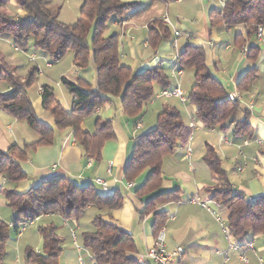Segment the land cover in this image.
Wrapping results in <instances>:
<instances>
[{
  "label": "crops",
  "instance_id": "crops-1",
  "mask_svg": "<svg viewBox=\"0 0 264 264\" xmlns=\"http://www.w3.org/2000/svg\"><path fill=\"white\" fill-rule=\"evenodd\" d=\"M224 1L124 0L134 3L133 8L121 19L112 18L106 33L107 36H117L122 65L129 67L133 73L157 67L163 68L170 79V88L178 83L186 100L190 92L185 93L183 83L185 79L188 81L191 78L188 88L192 91L193 71L188 73L189 70H181V75L175 77L176 57L186 45L203 47L206 53V67L211 75L226 89L228 96L239 95L241 108L249 114L248 124L252 137H236L233 134L232 121L213 129L203 127L195 121L196 107L187 103L181 104L176 98L155 100L160 101V104L154 102L144 116L141 114L139 118L134 119L127 118L123 114L120 99H115L112 104L96 109L82 123V129L92 133L96 119L112 121L114 137L103 144L100 159L95 161L85 157L73 139L70 129L55 132L52 144L38 146L28 151L27 160L21 164L26 175L24 180L17 184H9L3 178L0 179V198L4 205V207L0 206V220L11 224L13 218V213L6 204L5 191L22 194L41 182L53 178H66L79 186L94 184L96 179H101L106 183L107 189L104 191L94 184L100 193L106 195L120 191L123 194L121 209L98 211L89 207L78 220H63L54 214L35 220L41 222V226L53 223L57 227V234L62 241L60 258L66 264H80L79 259L84 264H95L91 254L82 247V226H87L100 214L105 221L115 224L131 235L135 245V252L131 256L134 257L153 247L156 239L153 213L142 215L147 201L158 193L176 191L179 202L161 203L155 209V212L165 213L168 217L164 226L166 248L172 250L180 247L184 250L183 256L175 264H264V233L254 235L249 231L243 236L233 237L228 233V215L222 206L209 204L208 211L186 203L192 197L209 201L211 192L219 184L203 161L207 146L211 147L220 159L227 181L234 191L242 193L247 199L264 196V25L260 26V39L257 38L256 33L249 35L244 24L211 28L209 16L212 12L220 11ZM10 5L18 7L13 0L7 7ZM133 12L139 14L132 15ZM10 14L19 18L24 17V12L20 8L18 13ZM165 16L170 22V26H166L170 30L171 38L161 42L156 50H152L147 44L149 23L155 19L163 21ZM175 31L179 36L174 46ZM4 41L11 43L9 39ZM242 47L253 48L252 59L242 53ZM12 48L14 51H19L13 45ZM41 56L45 57L43 54ZM27 57L29 62H31L30 57H34L35 61L38 60L35 54ZM35 61L31 63H35L38 74L34 85L28 91V97L36 120L45 127L54 128L52 116L42 108L41 88L44 85L53 87L56 80L51 76L44 80V73L40 71ZM72 61L66 72L72 71L73 77L66 78L75 81L80 77L90 82L85 77L89 74L90 83L95 85L96 71L93 63L91 62L85 72L80 73L75 69ZM7 64L14 68L16 75H18L17 71L21 70L22 76L18 75L21 79H24L31 69H22L23 66L20 67L13 62ZM42 64L48 70L53 69V63L48 62L47 59H43L40 65ZM250 71H255L256 80L246 92L240 93L236 88L237 83ZM63 75L60 74V77H64ZM9 91L10 88L3 75L0 79V93ZM58 95L61 99L55 93L61 108L65 112H70L69 93L64 94L59 90ZM166 106L176 107L188 127L190 120L194 119L195 128H189L188 135V138L192 139V154L189 158L186 157L187 138L185 142L179 143L171 154L163 158L161 165L163 180L160 189L149 196L137 197L135 191L144 183L148 172L139 175L129 187L124 181L123 170L132 154L135 138L154 127L156 116ZM242 119L241 111L235 121ZM137 125L139 128H136ZM38 140L39 136L25 121L15 119L0 108L1 152H6L11 146L22 148L25 145H32ZM27 231L23 229L17 238H24ZM71 232H75V239L71 237ZM248 244L252 245L251 249L248 248ZM27 245L28 248L34 247L37 253L41 251L43 241L38 231L37 238H33Z\"/></svg>",
  "mask_w": 264,
  "mask_h": 264
},
{
  "label": "trees",
  "instance_id": "trees-1",
  "mask_svg": "<svg viewBox=\"0 0 264 264\" xmlns=\"http://www.w3.org/2000/svg\"><path fill=\"white\" fill-rule=\"evenodd\" d=\"M10 1L0 0V8L6 7ZM13 1L24 12V17L0 12V38L9 39L21 51H25L32 42L34 50L49 56L53 63L71 51L72 64L80 73L93 63L96 82L93 85L80 77L75 81L66 77L60 79V84L71 96L70 112L61 108L53 87L42 86V108L54 120V128H48L36 120L28 97L38 69L31 68L26 77L21 79L0 53V79L4 75L10 88L9 92L0 93V108L15 119L25 121L39 136V140L32 145L22 148L11 146L4 153L0 151V179L3 178L9 184H17L25 179L21 164L27 160L28 151L52 144L57 131L70 129L83 155L99 160L103 144L114 137L112 121L96 119L94 131L90 133L82 129L84 120L96 109L112 104L115 99H120V108L127 118H139L158 90L171 87L163 68L133 73L129 67L122 65L117 36H105L111 19H121L129 14L134 3L124 0H83L78 20L65 24L58 18V9L51 10L46 0ZM135 14L139 13H132ZM209 23L211 28L244 24L249 35L256 33L257 27L264 25V0H225L220 11L210 14ZM170 38V30L162 20L155 19L149 23L147 44L152 50ZM252 51L253 48L248 49V58L252 59ZM179 67L181 70L193 71L194 86L186 103L196 107L195 121L207 129L222 127L232 121L236 137H252L248 112L241 108L239 99H229L226 89L211 75L206 67L203 47L186 45L179 52ZM255 80V71L248 72L238 81L237 91L246 92ZM241 111L243 119L235 121ZM188 135L189 127L184 123L181 112L176 107L166 106L156 116L154 127L135 138L123 178L130 184L143 172H148L144 183L135 191L137 197L149 196L160 189L163 158L171 154L179 143L185 142ZM203 161L219 181L211 192L210 200L226 210L228 233L233 237L243 236L249 231L254 235L264 233V196L248 201L242 193L234 191L227 181L220 159L209 146ZM4 195L13 213V225L0 220V264H3L6 256L10 233L17 236L23 224L51 214L63 220H78L89 207L98 211H113L123 206V194L120 191L105 195L94 184L79 186L66 178L45 180L22 194L5 191ZM168 202H179L176 191L154 195L147 201L142 213H153L155 237L168 219L165 213L155 212L156 206ZM38 232L43 241L42 249L37 253L27 248L24 252L25 261L28 264H60L62 241L57 234V227L51 223L40 226ZM81 241L95 264H137L131 256L135 252L131 235L105 221L100 214L83 230Z\"/></svg>",
  "mask_w": 264,
  "mask_h": 264
},
{
  "label": "rangeland",
  "instance_id": "rangeland-1",
  "mask_svg": "<svg viewBox=\"0 0 264 264\" xmlns=\"http://www.w3.org/2000/svg\"><path fill=\"white\" fill-rule=\"evenodd\" d=\"M48 3V6L51 10H56L58 9L59 12V20L65 24H72L74 22H76L79 18V9L82 5L83 0H46ZM19 8L13 5H10L9 7H4V8H0V12L1 13H7L9 15H11L10 13H18ZM13 16V15H12ZM16 17V16H15ZM105 36H107V33L105 32ZM5 40V38H3ZM3 39H0V53L3 57V59L5 60V62L7 61L12 63H16L18 66H23L21 67L22 69L24 68H32L35 67V63H31L28 60L27 55H31V54H35V56L37 57V62L36 64L39 65L40 67V71L42 73H44V80H46V78H48L49 76L55 78L54 81L55 83L53 84V88L55 89V93L57 95V97L60 98L59 94V90L64 93L67 94L68 92L62 87L60 86V74H64V77L67 78H72L73 77V73L72 71L66 72V70L70 67L71 65V61H72V52L68 51L65 53V55L62 57L61 60H59L57 63H53L52 59L45 55L44 58H42L41 54H39V52L35 51L33 46H32V42L29 43L28 48L23 52L21 50L19 51H14V49L12 48V44L9 43L8 41H4ZM90 39V37H89ZM43 59H47L48 62L53 63V69L52 70H48L46 68H44L43 64L40 65V63H42ZM42 60V61H41ZM191 73L192 71L189 70ZM17 74L22 76L21 70L19 69L17 71ZM86 79L89 80L91 82V77H89V74L85 75ZM39 80V78H37ZM43 81V79H42ZM189 81L191 82L192 79L190 78V80L187 81V79H185V82L183 83V87L185 88L184 91L186 94H189V92H191L189 90ZM58 85V86H57ZM194 86V83H193ZM188 88V89H187ZM188 90V91H187ZM157 94V93H156ZM61 99V98H60ZM154 102H156L154 99H152V101H150L147 106L143 109L142 111V115L144 116L147 112V110L151 109V104H153ZM157 105L160 104V101L156 102ZM2 198H0V206L4 207V205L2 204ZM87 219V218H84ZM82 224V223H81ZM41 226V222H35L33 221L32 223H28V224H23L20 227V230L22 229H27V233L25 234L24 238H17V236L11 232L10 236H9V241L6 245V256L4 258L3 264H28L25 261L24 258V252L26 250V248H28L29 246L27 245L28 243H31V241L33 240V238H37V231L38 228ZM81 226V225H80ZM86 228V226H82V232L83 230ZM32 231V232H31ZM80 234V231H79ZM80 239V237H79ZM64 245V244H63ZM32 248V250L35 251L34 247H30ZM64 250L66 251V247H64ZM60 264H66V262L60 258L59 259Z\"/></svg>",
  "mask_w": 264,
  "mask_h": 264
},
{
  "label": "built area",
  "instance_id": "built-area-1",
  "mask_svg": "<svg viewBox=\"0 0 264 264\" xmlns=\"http://www.w3.org/2000/svg\"><path fill=\"white\" fill-rule=\"evenodd\" d=\"M223 5H224V3L221 4V8L223 7ZM163 22L165 25L170 26V22L166 16L163 18ZM173 35L175 38V40L173 42L174 46H175L176 40L179 36V33L175 31L173 33ZM256 36L259 39L261 38V27L260 26L257 27ZM247 52H248V49L246 47H242V53L244 55H246ZM30 61L34 62L35 58L30 57ZM175 62H176V69L174 71V75H175V77H178L179 75H181V69L179 67V55L176 57ZM170 98L178 99L181 104H185L187 101L186 98L184 97L183 92L181 90V87L178 83H176V85L170 89H165V90L159 91L153 97L154 100L170 99ZM228 98L231 100L239 99V95L238 94H232V95L228 96ZM136 128H139V125H137ZM189 128L190 129L195 128L194 119L190 120ZM191 143H192V139H191V137H189L188 141L186 142V146H185L187 158H189L192 154ZM94 184L98 185L104 191H106V189H107L106 183L101 179H96ZM130 186L131 185L129 184V187ZM251 200L252 199H248V201H251ZM186 203L189 205H197L200 208L206 209L208 211H209V207H208L209 204L221 206V205L214 203L211 200H209V201L208 200L207 201L200 200L198 197H192L189 200H187ZM10 225H13V223H11ZM21 231H23V229L20 230L19 233ZM71 237L73 239H75V232H71ZM247 246L250 249L252 248L251 244H248ZM75 247H77V245H75ZM183 254H184V250L180 247L172 249V250L166 248V246L164 244V228H162L159 231V233L155 239V243H154L153 247L146 249L144 253L135 255L134 258H135L137 264H175L183 256ZM79 263L84 264V262L81 259H79Z\"/></svg>",
  "mask_w": 264,
  "mask_h": 264
}]
</instances>
